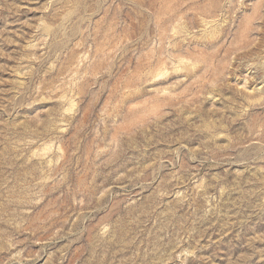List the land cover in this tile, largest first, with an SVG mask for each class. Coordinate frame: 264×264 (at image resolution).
Returning a JSON list of instances; mask_svg holds the SVG:
<instances>
[{"label":"rangeland","instance_id":"374dc122","mask_svg":"<svg viewBox=\"0 0 264 264\" xmlns=\"http://www.w3.org/2000/svg\"><path fill=\"white\" fill-rule=\"evenodd\" d=\"M0 264H264V0H0Z\"/></svg>","mask_w":264,"mask_h":264}]
</instances>
